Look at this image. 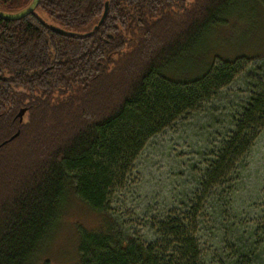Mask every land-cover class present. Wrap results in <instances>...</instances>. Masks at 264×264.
I'll return each instance as SVG.
<instances>
[{
  "label": "trees",
  "instance_id": "trees-1",
  "mask_svg": "<svg viewBox=\"0 0 264 264\" xmlns=\"http://www.w3.org/2000/svg\"><path fill=\"white\" fill-rule=\"evenodd\" d=\"M106 1L108 15L97 26ZM251 1L264 15V0ZM30 2L0 0V10L15 12ZM236 3L40 0L22 19H0V264L39 262L70 198L100 216L96 227L78 230L75 264H254L264 252V213L248 241L227 242L224 233L225 260L207 257L198 233L206 204L219 215L225 189L235 193L232 175L264 128V51L217 55L199 73L176 71L183 52L226 24ZM37 10L56 26L87 35H60ZM240 74L246 98L185 206L149 224L150 241L123 233L109 212L111 193L146 142L217 100Z\"/></svg>",
  "mask_w": 264,
  "mask_h": 264
},
{
  "label": "rangeland",
  "instance_id": "rangeland-1",
  "mask_svg": "<svg viewBox=\"0 0 264 264\" xmlns=\"http://www.w3.org/2000/svg\"><path fill=\"white\" fill-rule=\"evenodd\" d=\"M250 1L238 0L232 5L231 13L224 16L228 21L226 24L217 25L214 30L211 28L199 36L183 52L176 71L180 73L181 68L203 72L217 55L233 58L241 54H261L264 51V15L261 7ZM37 13L49 25L56 26L46 13L40 10ZM245 98L244 77L240 74L223 89L217 100L203 103L146 142L122 184L111 193L109 212L123 233L150 241L154 233L149 224L169 209L180 212L195 189L196 175L210 159L219 136L230 130L229 118L238 111V104ZM232 178L235 179V193L225 189L226 207L219 210V215H214L216 209L211 202L203 211L198 237L207 257L225 260L226 247L221 242L224 233L227 232V242L248 241L249 235L261 223L264 213V128L243 158L240 171ZM99 217L80 200L70 198L52 237L46 242L45 252L34 264H42L43 257L48 260L47 264H75L78 230L96 227ZM254 264H264V252H258Z\"/></svg>",
  "mask_w": 264,
  "mask_h": 264
},
{
  "label": "water",
  "instance_id": "water-1",
  "mask_svg": "<svg viewBox=\"0 0 264 264\" xmlns=\"http://www.w3.org/2000/svg\"><path fill=\"white\" fill-rule=\"evenodd\" d=\"M38 2L39 0H31L30 4L28 6H26L25 8L21 9V10H18V11H15V12H7V11H3V10H0V19H3V20H10V21H13V20H19V19H22L30 14H32L37 5H38ZM107 2L105 3V6H104V12L100 18V21L98 22L97 26H99L102 21L104 20L105 16H106V13H107ZM50 29L60 35H64V36H68V37H83L85 35H87V33L85 34H77L75 32H71V31H68V30H65L61 27H58V26H54V25H49ZM25 113V109H22L19 113H18V116L20 119H22L23 115ZM16 135L12 136V138H14Z\"/></svg>",
  "mask_w": 264,
  "mask_h": 264
},
{
  "label": "flooded vegetation",
  "instance_id": "flooded-vegetation-1",
  "mask_svg": "<svg viewBox=\"0 0 264 264\" xmlns=\"http://www.w3.org/2000/svg\"><path fill=\"white\" fill-rule=\"evenodd\" d=\"M39 2H40V0H39ZM39 2H38V4H39ZM107 2V4H108V1H106ZM105 2V3H106ZM38 6V5H37ZM104 6H105V4H104ZM37 8V7H36ZM108 11H109V4L107 5V13H106V16H105V18H104V20L106 19V17H107V15H108ZM103 12H104V10H103ZM103 14V13H102ZM102 16V15H101ZM104 20L102 21V23L104 22ZM10 21V20H9ZM100 21V20H99ZM101 23V24H102ZM101 24H100V26H101ZM130 25H131V23H130ZM22 109H25V112H26V108L25 107H22L21 109H19V111L17 112V114H16V117L19 119V121L21 122L22 121V119H23V117H22V119H20L19 118V116H18V113L22 110ZM14 135H18V131L14 134ZM13 135V136H14Z\"/></svg>",
  "mask_w": 264,
  "mask_h": 264
}]
</instances>
